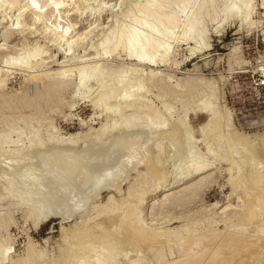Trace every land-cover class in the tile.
<instances>
[{
  "label": "rangeland",
  "instance_id": "obj_1",
  "mask_svg": "<svg viewBox=\"0 0 264 264\" xmlns=\"http://www.w3.org/2000/svg\"><path fill=\"white\" fill-rule=\"evenodd\" d=\"M118 2V0H67V2H63L62 5L65 6L62 7L71 9L68 11V14L62 13L61 18L56 20L54 16L46 15L47 24L50 22L48 24L49 27L54 25L58 26V23L63 26L66 24L71 25L73 28L70 32L75 29V32H73L74 34L79 32L83 33L84 30H88V27L93 28L94 31L86 37L84 43L81 44V46L72 47L70 51L73 57L79 56L77 58H81V55H83L84 57L82 56L83 58H81L83 61H93L91 59V55H93L91 53L94 52L92 46L97 45L100 42L99 39L102 40L105 36L104 34L110 31L108 28L111 29L114 25H112L114 22L109 18L108 21L107 17H110L109 15L117 11L119 14L117 19H120L122 16H120V14L124 13L123 10H126L125 5L121 4V6H119ZM218 2L219 0L215 5L216 8H218V14L211 18L209 16L203 17V22L206 25V39L209 43V48L202 51L200 54L195 53L193 56L184 58L187 53L186 47L194 44V42L190 40L174 45V50L176 51L175 56L179 57V64L177 66H174L173 63H171L169 67L136 65V62L128 59L124 53L112 61L114 67L117 69L119 68V70L123 67L124 69L121 70L125 71L127 67H129V69L134 68L142 70L138 73L136 72V74L132 69L133 76L137 78H139L138 75H140V78H145L146 72L150 74V70H154V72L158 70L160 75H155L149 81L146 79L142 81L143 88L145 89L143 98L146 104L143 106V109L145 111L149 107L151 113L147 110L145 112L146 114L147 112L149 113L147 114L150 118L149 121L147 115L145 118H143L144 114L143 116L141 115L143 111H137V113L140 111L142 119L135 113L136 111L133 110V113L132 111L126 110V114L132 112L131 115H135V118L139 116V119H137L138 117L136 119L133 117L138 121L134 119L132 120L133 122L130 121L132 128L128 131L122 130L119 127H110L105 131L103 138L99 136L101 135L99 130L102 124L106 122L107 114L102 108H97L92 105L91 99L97 95L99 89L95 81L91 80L88 82L87 85L90 89L88 95H78L77 92L72 89V85H69L62 90L60 94L54 97L36 95L35 92H40L43 88L41 82L26 78L28 70L32 71L34 68H12L0 60V76L3 75L5 77L2 78H6V83L0 90V216L4 218L3 224L6 223V225L0 226V248H8L7 252L9 259L13 260L15 264H28L29 262H31L30 264H73L75 262L74 254L76 253L79 256L84 252L83 248L80 249L78 246L81 242L78 240L79 237H77L78 231L83 232L86 230L83 228H89L88 237H83H87L91 240L88 239V241L87 239L82 240V238H79L84 242L81 244L85 246L90 243V245H87L89 247L91 244H97L95 247L93 246L94 248L92 247V251L88 252L89 255L87 254L84 256L86 259H84L83 262H94V264H157L158 262L162 263L160 260L163 258H166L165 261L175 260L180 254L178 253L180 252V243L178 244L179 246L176 244L180 241L175 237L177 232H181L182 235H184L185 227H189V229L195 233H201L210 227L219 231L228 230L233 224L237 223L239 218L243 215L242 212L245 211V206L252 196H258V194L264 192V157L262 158L259 156V158L255 151L260 145L264 146V0H254V9L251 15L252 25L242 22L238 17L227 15L224 11H221L222 3L219 2V4ZM34 5L37 6L35 2ZM76 5V9L78 8L77 12L73 9ZM99 7H103V11H98ZM4 12L6 14V17H4L5 19L0 18V44H5V47H2L4 49L1 56L9 53V55L13 57L17 56L23 52L24 47H31L33 44L37 43L38 47L46 50V53L42 55V59H44L47 66L46 68L54 72L58 68V65L57 62L54 63V61H52L53 58H49V56L52 53L53 56L55 55V60L63 57L64 54L62 55L61 53L66 51V43L62 41V44H59V48H61L59 52L54 51L55 48L53 46L46 48L45 45L47 46V41L39 35L38 26L30 24L28 20L26 22L28 16L25 15V24L28 25L31 30H34L33 35L27 33L22 34L19 32L20 30H17L21 25L16 26L15 23L20 21L22 24L24 23V19L21 16V18H16V13H18L16 9H7ZM109 26H111V28ZM9 29L13 30L11 34L8 33L10 31ZM35 29L37 30L35 31ZM6 31L10 34V36L8 35L9 37H7L8 40L5 39V37L3 39ZM73 33L72 35H74ZM22 43H26L27 45L25 44L23 46ZM50 43L49 45H51ZM100 61L104 63V60ZM128 71L131 72L130 70ZM72 77H74V75H72ZM167 77H169V81H167ZM154 78L156 79L154 80ZM170 78L171 81L175 83L174 85L177 84V88L172 86L173 83L170 81ZM151 83L153 84L151 85ZM212 93L215 109L221 111L224 115L226 114L228 118L227 122L224 124V129L228 137H233L232 133L234 132V136L242 138H240L241 140L239 139V142L242 140L244 143L247 140L253 142L257 139V148H255V146L253 147V145L251 148L242 142H238L237 144L238 150L242 149V146L250 149L255 148L252 150L253 152L255 151V155L253 152H250V156L253 158L248 155L250 161L248 160L247 162L248 158L241 161L240 152L238 151L226 156L228 143H225L218 149L213 140L214 134L212 133L215 132L213 127H206L203 131L202 125L208 122L210 116L204 111H199L198 105L203 97L206 98L212 95ZM164 103H166V106ZM167 106L170 108L172 106L171 110H169V108L164 109V107L166 108ZM167 110L170 113L167 112ZM152 111L154 113H152ZM150 114H152L154 118ZM170 115L172 116L170 117ZM163 116H167L166 118L170 125H167L160 131L154 129L146 130V126L150 124L152 120ZM108 117L112 119L110 120L111 123L121 119L120 115H110ZM179 118L184 119L185 125H181L179 128L182 127V129L178 130L184 131L185 133L177 131L176 136H180L182 133L181 135H183V137H181L184 139L186 132L190 133L192 135V146H194L193 149L195 151L193 152L196 157H199V162L209 164L208 168L204 171L189 177H184V175L180 177L182 174L180 170L183 169L187 160L190 158V154L187 150L188 146L184 143V140H182L183 143H180L181 137L179 136L176 138V141L177 143L179 142V145H183H181V147L177 146L178 144H176L175 140V142H172L170 141L171 138L168 139V137H170L168 131L173 128L172 126L176 124L179 125ZM163 132L164 134H161ZM204 133L205 135L208 134L207 137ZM239 133L240 135L242 134V136H240ZM35 134L44 141L48 139L49 134H53V138L59 141L55 142L57 144L52 142L35 144V142H33L31 146L28 147L29 139H33ZM141 134H149L152 136V140L149 141L143 149L142 146L136 145L137 148L139 146V149H136L139 153H141L139 150L145 151L146 148L149 150L147 156L148 163L140 162L129 169V165H131L130 161L122 160L118 164V171L120 170L119 174L121 177L118 175L116 178L108 179L115 183L118 186L117 188L101 189L88 203H86L88 199L81 203H78L80 202L78 201L76 204L71 201H66L68 197L72 199L75 198L79 192L78 189L85 188L83 186H86L87 189L88 187L90 189L92 188L91 190H93L95 188V186L93 187L92 185L93 181H97V179H99L98 176H100H96L95 173L99 172L102 168L92 170L89 173V178L91 177L89 180L91 181H89L88 184L85 182V185L73 186L71 184V179L66 177V172H63L62 168L50 162L53 152H59L62 158L64 156V158L69 159V157L78 153L81 148L86 145L90 154L96 152L102 154L105 150L107 151L109 149L111 143L115 139L124 135L135 136ZM162 135L165 136L163 137ZM5 138L9 140L8 143L2 142ZM72 140L77 141L71 144L70 141ZM171 143L175 145L173 146ZM241 143L242 145L240 146ZM116 147L110 150L112 154L110 156H112V159L114 158V163H116V160L118 161L123 154L122 151L119 150L116 153ZM183 147L187 149L185 150ZM209 147L211 149H209ZM214 147L216 149L215 151ZM1 150H3V152ZM12 150L13 152H11ZM173 151L174 153H172ZM196 152L200 155L196 154ZM216 153L222 156H218ZM66 154H70L68 155L69 157H67ZM156 154L159 155L156 156ZM150 157H152V159ZM155 158H158V160L161 159L160 162L162 164L159 163L161 165H156ZM258 160L261 161L257 162ZM151 161L154 162L156 167H153ZM232 161L236 162V165H232ZM251 162H253L252 164H254V167L256 166L255 168L259 174H261L263 179L262 182L255 181L258 175L257 171H251L252 178L250 176V179L246 175L249 174L252 168L249 167V163L251 165ZM256 162L259 164L258 166L255 164ZM114 163L111 166H115ZM237 165L242 168L240 170L241 172H237ZM147 167L153 170L147 169ZM157 167H159L158 169H160L161 172L165 171L164 174L162 173L163 178H165L164 175H166L165 180L163 179V184L161 183L163 180H159L160 184L157 180V175L155 176ZM151 171L154 172H152L154 176L151 175V173L149 174ZM24 173L28 175H24ZM93 173L95 176L92 175ZM143 173H147L148 176ZM236 173L238 175L242 174L240 176L237 175V177L235 176ZM245 175L247 177H244ZM102 176H100V178H102ZM233 176L237 177L234 180L239 183V185L234 188L229 184V179ZM59 177H62L64 182L61 181ZM58 178L61 181L60 183H57ZM238 179L240 180L237 181ZM102 180H106V178H102ZM155 182H157V184ZM24 186H26V188H24ZM8 187H12L11 192L8 191ZM27 187L32 193H36L38 190L41 191L38 196V203L48 208L44 218L32 204V200L30 198H25L23 195L22 192L27 190ZM131 190V195H134L133 197L129 195ZM236 190L241 193L245 192L246 194L238 193V195L236 194ZM139 193L142 194V196ZM248 193L249 195H247ZM109 195L112 196L115 203L120 205L124 204L127 200L137 203V212L143 218V224L151 229L156 228L155 230H157L159 228L158 230L161 229V231H165V235L158 239L160 242L156 241V244L149 247L146 244L144 246L145 242L142 241L143 246L138 244L140 249H138L139 247L137 244L135 246L133 245V247L131 244L127 246V243H125L126 245H124V247H119L121 250L118 252L119 248L114 245L116 243L114 238L108 237V243L106 241L107 237L99 232V229L91 228L92 221L98 218L100 209H105L102 204L105 205L104 207H109L112 204L110 203L111 200L107 198ZM139 195L142 199L139 198ZM69 203L70 206L67 205ZM161 203H163V205H161ZM61 205L63 206L62 208ZM91 207H94V209L96 207L97 209L94 210ZM28 211H33V218L29 217ZM52 212H62L63 214H70L72 212L77 213L71 218L61 220L62 218L60 215ZM81 214H83V216H81ZM84 214H89L90 216L87 215L86 217ZM94 214H97L96 218ZM79 221L81 223L76 224L79 223ZM74 223L77 226L74 225ZM73 225L78 228L74 227V229ZM74 231L76 233H73ZM100 233L102 235H99ZM92 234L98 235L99 237L102 236L103 238L93 236ZM174 239L176 241L175 244L173 241ZM99 242H101V244ZM140 242L141 241L138 243ZM262 242H264L263 237L256 240L255 245L257 243V250L254 249L255 252L252 255L253 257L251 256V264L261 263V260H257L260 258L257 255L258 250L264 248V243ZM109 245L117 250L115 251L112 248V251ZM135 247H137L136 250ZM243 249L242 245L237 246L234 254L223 264H230L233 259L241 255ZM98 250H100L99 253L102 251L103 255L100 254V258L97 256L94 258L95 254H99L97 253ZM136 259L139 260L137 261ZM2 264L10 263L6 260Z\"/></svg>",
  "mask_w": 264,
  "mask_h": 264
},
{
  "label": "bare ground",
  "instance_id": "obj_2",
  "mask_svg": "<svg viewBox=\"0 0 264 264\" xmlns=\"http://www.w3.org/2000/svg\"><path fill=\"white\" fill-rule=\"evenodd\" d=\"M64 1L67 2V0H0V11H1L0 12V18L3 19L4 17H6V14L4 11L7 9L8 10L16 9L18 12V13H16L17 19L20 16L23 19L25 18V15L28 16L26 19V22L28 20V22L30 24H35L38 26L37 28H38V31L40 32L39 35H41L47 41V46L45 45L46 48L53 46L55 48L54 51L59 52V50L61 49V48H59V46L62 44L61 42L64 41V43H66L65 45H67V46H65V47H67V49L65 52L61 53L62 55L64 54L63 57L55 60L54 59L55 55L53 56L51 53V55L49 56V58H53L52 61H54V63L57 62V65H58V68L54 72H51L49 69L46 68L47 67L46 63H45L44 59H42V55L44 53H46V50L38 47L37 43L33 44V46H31L29 44L31 47H29V46L24 47L23 52L17 56H14V57L12 55H9L10 53L1 56V53L4 49L2 47L5 44H2V45L0 44V60H2L4 63H6L8 66H10L12 68H17V67H19V68L20 67L21 68L27 67L28 69L34 68L32 71L28 70V74H26V78L30 79L32 81L41 82V85L43 88L40 92H35L36 95L39 94L41 96L46 95L48 97H50V96L54 97L57 94H60V92L62 90H64L65 88H67L69 85H72V89L75 90L78 95L79 94L82 96L88 95L90 89L88 88L87 84L91 80L95 81V83L98 84L99 89L97 88L98 89L97 95H95L93 97V99H91L92 105L94 107H97V108H102L103 111L107 114L106 115V122L104 124H102V126L100 127V130H99L101 132V135H99L101 138H103L105 131L110 127H119L120 129L125 130V131L130 130V128H132L130 121L133 122L132 120L135 118V115L134 116L131 115L133 110L136 111L135 113L137 115H139L140 117H141V115L143 116V114H144L143 118H145V116L147 114L151 113V111L149 110V107H148V109H146V107H145V109L148 112L150 111L149 113L147 112V114L145 113L146 110L144 111V109H143V106L146 104L144 103V98H143V93H144L145 89L143 88V82L142 81L145 79L147 81H149L152 77H154L155 75L160 73L158 70H157V72L156 71L154 72V70H150L151 71L150 74L147 72H146V75L144 74L145 78H140V75H138L139 78H137V77L133 76L132 69L135 71V73L136 72L138 73L142 70L134 69V68L129 69V67H127L126 71L121 70V69H124V67L119 70V68L117 69L114 67V65L112 64L113 63L112 61L114 59H116L118 56L122 55V53H124L128 59H130L131 61H135L136 65H143V66L147 65L149 67H159V66L169 67L170 64L173 63L174 66H177L179 64V61H178L179 57L175 56L176 51L174 50V45H178L181 42H188L190 40H192L194 42V44L192 46L190 45V46L186 47L187 53L186 54L184 53L185 54L184 58H186L187 56H189V57L193 56L195 53L200 54L202 51L208 49L209 43L207 42V39H206L207 38V36H206L207 31H206V25L203 22V17L209 16L211 18L212 16L214 17V15L218 14V8H216V6H215L217 4L218 0H118L119 6H121V4L122 5L124 4L126 7V10L125 11L123 10L124 13L120 14V16L122 15L120 19H117L118 15H119L117 11H115V13H112L111 15H109L110 17H107V19L109 18L111 21L114 22V23H112V25L114 24L113 27L111 28L112 25L109 26L111 29L108 28V30H110V31L107 32L106 34H104L105 35L104 37L101 35L103 37L102 40L99 39L100 42L97 45L92 46L94 52L91 53V54H93V55H91L92 56L91 59L93 61H89V60L83 61V59H81L84 57L83 55H81V58H77L79 56L73 57L72 53H70V51H71V48L74 46H78V45L81 46V44L84 43L86 37L89 36L92 33V31H94L93 28L88 27V30H86V31L84 30L83 33L79 32V33L74 34L73 32H75V29H73V31L70 32V30H72V28H73V26H71V25L66 24L65 26H63V25H60V23H58V26L54 25V26L49 27L48 24L50 22L47 24L48 21L46 19V15H50V16L52 15V16H54V18L56 20L58 18H61L62 13L63 14L66 13V15H67L68 11L71 10V9H65L62 7V6H65V5H62ZM34 2L36 3L37 6L34 5ZM219 2L222 3V9H220V8L219 9L221 11H224L227 15L238 17L241 19L242 22H246L250 25L253 24L252 19H251V15H252V12L254 9V3H255L254 0H219ZM38 5H40V6H38ZM105 5H107V4H105ZM76 7H77V5L75 7H73L75 12L78 11L77 10L78 8L76 9ZM102 9H103V7H99L98 11L101 12ZM109 19H108V21H109ZM19 22L15 23L16 26L21 25L20 28L19 27L17 28V30H20L19 32H21L22 34L27 33L29 35L34 34V30H31V28H29V26L25 24L26 23L25 19H24V23H22L23 27H22L21 22H20V24H19ZM25 25L27 26V28ZM92 26H93V24H92ZM15 29H16V27H15ZM9 30L10 31L8 33L11 34V32H13V30L12 29H9ZM36 30L37 29H35V31ZM8 33L6 31V33L3 36V39H4V37H5V39H7V37L10 36V34H8ZM72 33L74 35H72ZM49 43L51 45H49ZM25 44H23V46ZM10 47H13V46H10ZM41 47H44V46H41ZM177 54H178V52H177ZM84 55H87V54H84ZM75 58H77V59H75ZM100 60H104V63L103 62L101 63ZM135 68H137V67H135ZM128 70H130L131 72H129ZM8 73H7V75H8ZM72 75H74V77H72ZM2 77H5V76H3V75L0 76V90L3 88V86L6 83V78H2ZM167 78H168L167 81H169V77H167ZM155 79L156 78H154V80ZM170 81H171V78H170ZM145 83H146V81H145ZM152 84L153 83H151V85ZM174 84L175 83H173L172 86L176 87L177 84L176 85H174ZM212 98H213V93H212V95H209L206 98L203 97L201 102L199 100L200 104L198 105V110L201 112L204 111L205 113L208 114V116H210V119L208 120V122L205 125H202L203 131L206 129V127H208V128L213 127L214 128L213 130L215 131L214 132L211 128V130L214 132V133H212V134H214L213 140L215 141L218 149H220L225 143H228V146H227L228 151H227L226 156H228L231 153L238 151V152H240V160L241 161H244V159H246V158H248L247 162H248V160L250 161V159H249V157H251L250 152H253L252 150L257 148V146H256V140L257 139L252 142V141L247 140V138H246L247 141L245 140L246 141L245 143L243 142V140L240 141V142L248 145L251 148L253 145V147L255 146V148L250 149V148H245L244 146H242L243 148L238 150L237 144H238L239 139L241 137L234 136V134H235L234 132L232 133V135H233V137L231 136L232 138L230 136H229L230 138L228 137V134L226 133V130L224 129L225 128L224 124L227 122L228 118L226 117V114L224 115L221 111H218L215 109V106H214L215 103H214V100ZM149 105H150V103H149ZM164 105L166 106V103H164ZM162 107H163V105H162ZM167 108H169V110H171L172 106H171V108L168 106L166 108L164 107V109H167ZM150 109H152V108H150ZM126 110L127 111L129 110L132 112L131 113L129 112L130 114L127 112L128 114H126ZM138 110L143 111L144 113L142 112L140 115V111H139V113H137ZM167 112H169V111L167 110ZM223 112H225V111H223ZM152 113H154V112L152 111ZM110 115H114V116L120 115L121 119L119 121H114L113 123H111L110 120H112V119H110V117H108ZM150 115H152V114H150ZM139 116H136V118L138 117L137 119H139L140 118ZM171 116L172 115H170V117ZM147 117H148V115H147ZM166 117L165 116H163L161 118L158 117V119H154V120H152V122L150 120L151 123L146 126V130H153L154 129V130L160 131L161 129H164L167 125H170V123ZM153 118H154V116H153ZM149 119L150 118L148 117V121H149ZM179 120H180L179 125L176 124L175 126H172L173 128H171L170 131H168L170 133V137H168L169 134L167 137H168V139L171 138L170 141H172V142H175L176 138L179 136V135L176 136L177 131L182 129V127L181 128H179V127L181 125H185L184 119L179 118ZM135 121H138V120H135ZM172 121H174V120H172ZM175 123H176V121H175ZM185 129H187V128H185ZM179 132H184V131H179ZM23 133H24V131H23ZM205 133H204V135H205ZM161 134H164V132ZM165 134H166V132H165ZM181 134L179 137H181V136L183 137V135H181ZM52 135L49 134L48 139L46 141H44L37 134H35L33 139H29L28 147H30L31 143H33V142H35V144H44L45 142L55 143L56 141H59V140L53 138L54 136H52ZM207 135H205V136L207 137ZM239 135H240V133H239ZM96 136H97V134H96ZM191 136L192 135L190 133L186 132V134L184 135V139L181 137L180 143H183L182 140H184V143H186V145L188 146V149L184 148V147L183 148L185 150L186 149L188 150V152L190 154V158L187 160L183 169L180 170L182 172L180 177L182 175H184V177H189L193 174H198L199 172H202L205 169H207L209 166V164H207V163H204V162L200 163L199 162V160H198L199 157H196V155L194 153L195 151L193 149L194 146H192V137ZM240 136H242V134ZM151 140H152V136L149 134H141V135H135V136L124 135V136H121V137L115 139L111 143L109 149L107 151L105 150L106 152L104 151V153H102V154L97 153V152L90 154L87 150V146L85 145V147L83 146L78 153H76L75 155L72 154L73 155L72 157L68 156L70 154H66L67 157H69V159L64 158V156L62 158V156H60L61 153H59V152H53L52 153L53 156H52V158H50V162L53 163L54 165L58 166L59 168H62L63 172H66V177L67 178L69 177V179H71V184L73 186L85 185L84 184L85 182H87L86 184H88L89 181H91V180H89V179H91V177L89 178V176H90L89 173L95 169L102 168L99 172H96L95 175L96 176H98V175L102 176L103 175L102 178H106V180H102V178H100V176H98L99 179H97V181L94 182L92 180L93 181L92 185H93V187L95 186V188L93 190H91L92 188L90 189L88 187V189H87L86 186H83L85 188H81L80 190L78 189L79 192L77 193V196H75V198L72 199V198L67 196L68 198L66 199V201H68V202L71 201L74 204H76L78 201H80L78 203H81V202H84L88 199L86 202V203H88L89 200L93 196H96L101 189L117 188L118 186L115 183H113L111 180H108V179L116 178V177H118V175H119V177H121L119 174L120 170L118 171V169H119L118 164L122 160H128L131 163V165H129L130 166L129 169H130L140 162L148 163V157L147 156H148L149 150H147V148L145 151L139 150L141 152V153H139V152H137L138 150L136 151V149H139V146L137 148L136 145L142 146V149H143V147H145L149 143V141H151ZM76 141L77 140H72L70 142H71V144H74ZM248 141L250 144L248 143ZM2 142L8 143L9 140H7V138H5ZM242 143L240 144V146L242 145ZM55 144H57V143H55ZM171 144L173 145V143H171ZM176 144H178L177 146H179V147H181V145H182V144L179 145V142L177 143V141H176ZM184 146H185V144H184ZM114 147H116V150H115L116 153L118 150L122 151V153H123L121 158L118 161L116 160V163H114V158L112 159V156H110V155H112L110 153V150ZM176 147H173V148H176ZM57 148H59V147H57ZM209 149H211V148L209 147ZM177 150H179V149H177ZM215 150L216 149L214 147V151ZM1 151L3 152V150H1ZM40 151H43V150H40ZM174 151L172 153H174ZM180 151H182V150H180ZM255 151L257 152L256 154H258V157L259 156H261L262 158L264 157V146L263 145H260V147L257 148ZM11 152H13V150ZM188 152L186 151L187 154H188ZM254 152H253V154H254ZM175 153H176V151H175ZM196 154H198V153L196 152ZM158 155L156 154V156H158ZM198 155H200V154H198ZM216 155H218V153H216ZM219 155L222 156L221 154H219ZM248 155H249V157H248ZM109 158H111V159H109ZM150 158L152 159V157H150ZM158 158H160V157H158ZM158 158L157 159L155 158V160H156V165L158 164V166H159L162 163L160 162L161 159L158 160ZM187 158H188V156H187ZM251 158H253V157H251ZM206 160H207V158H206ZM260 161L258 160L257 162H260ZM151 162L153 163V167H154L155 166L154 162L153 161H151ZM257 162L255 164H257ZM113 163L115 164V166H111ZM159 163H161V164H159ZM235 163L236 162H233L231 164L236 165ZM252 163L253 162H251V165L249 163V167H252V168L250 169L249 174H246L249 177V179H250V176L252 178L251 171H253V170H254L253 172L257 171L255 168L256 166L254 167L253 166L254 164H252ZM258 165L259 164H257V166ZM237 167H236V170H238L237 172H239L242 168L239 167V165H237ZM158 168L159 167H157V169L156 170L154 169V170L156 173L155 176L157 175V178H158L157 180L160 183L161 180H163V179L165 180L166 175H164L165 178H163V174L165 171L161 172L160 169H158ZM147 169H151V168L147 167ZM161 169H162V167H161ZM27 170H28V167H27ZM151 170H153V169H151ZM152 172L153 171L149 172V174L151 173V175H153ZM26 174L27 173H24V175H26ZM145 174H147V173H145ZM257 174L258 175H257L255 181H261L262 182L263 179H262L261 174H259L258 171H257ZM92 175H94V173ZM237 175L238 174L236 173L235 176H237ZM240 175H238V176H240ZM246 175L244 177H247ZM146 176H148V174ZM235 176L231 177L230 179L228 178L229 184H231V186L233 188L237 187L239 185V183L234 180L238 176L237 177H235ZM25 177H27V176H25ZM27 178H25V179H27ZM59 178L61 181H63L62 177H59ZM59 178L57 179V181H58L57 183L61 182L59 180ZM92 178L94 179L93 176H92ZM164 180L161 182L162 184H163ZM239 180L240 179H238L237 181H239ZM251 182H252V180H251ZM155 183L157 184V182H155ZM159 183H158V185H159ZM89 185H87V186H89ZM130 186H132V185H130ZM24 188H26V186H24ZM8 189H9L8 191L11 192L12 187H8ZM23 190H25V189H23ZM132 190L130 191L129 195L133 197L134 195H131ZM237 190H238V188H237ZM247 190H245V191H247ZM40 192L41 191L38 190L36 193H32L31 190L28 188L27 190H25L22 193L25 196V198H30L32 200V204L36 207V209L41 213V215L44 218L47 214L48 208L44 207L38 203V196L40 195ZM238 193L244 194L245 192L241 193L240 191L239 192L237 191L236 194H238ZM263 193L258 194V196H252L250 201L245 206L246 207L245 211L242 212L243 215L241 214L242 216L239 218L237 223H235V222H234L235 224L232 223L233 225L228 230L219 231L213 227H210L209 229L207 228V230H205L201 233H199V232L195 233L194 231H191L189 229V227H185L184 228V231H185L184 235H182L181 232L180 233L177 232L175 237H177L178 241H180V242L177 241L178 243H176L177 245L180 243V246L178 245L179 251H180V252H178V253H180L178 255V258L175 260L172 259V260H168V261H165L166 258L165 259L163 258L164 261L161 258L162 260H160V261H162V263L161 262H158V263H160V264H223L225 261H227V259H229V257L231 255L234 254L235 250L237 249V246L242 245L244 249L241 251V255L239 254L240 256L236 259H233V261L230 264H251V262H250L251 256L255 252L254 249L257 248V246H256L257 243L255 245V242H256V240H259L262 237L264 238V196H263ZM85 194H86V196H85ZM129 195H127V196L130 197ZM140 195L142 196V194H140ZM140 195H139V198H140ZM247 195H249V193ZM132 197H130V198H132ZM135 197H137V196H135ZM250 197H251V194H250ZM107 198L109 200H111V202L110 201L109 202L112 204L109 207L108 206L104 207L105 205L102 204L103 208H105V209H102V210L100 209V211L98 213V218H96L97 214H94L96 219H94L92 221V225H91V228L99 229L100 230L99 232H101L103 235H105L107 237L106 238L107 242L109 240L108 237L114 238L116 241V243L114 245L118 248L124 247V245H126L125 243H127V246H128V244L129 245L131 244L132 246L133 245L135 246L136 244L138 246V244L139 245L141 244V246H143L142 245V241H143V242H145L144 246L146 244L147 246L151 247V246H153V244L157 243L156 241L160 242V240H158V239L165 235V231H161V229L158 230L159 228L157 230H155L156 228L151 229V228L145 226L143 224V218L137 212V210H138V204L137 203L130 202L129 200L126 199L127 201L124 202V204L120 205V204L115 203V201H113V198L111 195H109V197H107ZM169 198H170V196H169ZM121 199H122V197H121ZM140 199H142V198H140ZM64 201H65V199H64ZM165 202H166V200H165ZM86 203H85V205H86ZM170 204H171V202H170ZM67 205L70 206V203ZM73 205H71V206H73ZM161 205H163V203H161ZM90 206H94V205H90ZM62 207L63 206L61 205V208ZM91 208L94 209V207H91ZM97 208H98V206H97ZM97 208L95 207V209H97ZM93 209H92V211H93ZM82 210H83V208H82ZM92 211L90 210L89 212H92ZM28 212H29V217L33 218V216H34L33 211H28ZM52 213L60 215L62 218L61 220H63V219L71 218L77 212H72L70 214H63L62 212L61 213L52 212ZM87 215H89V214H87ZM87 215H85V216L87 217ZM81 216H83V214H81ZM3 220H4V218L2 216H0V226H2L4 224L6 225V223L3 224V222H4ZM256 220H257V222H256ZM80 223L81 222L79 221V223H76V224H80ZM76 224L74 223V225H76ZM74 225H73V228L77 226V225L76 226H74ZM76 228H78V227H76ZM83 229H86V230L83 232H79V231L77 232V230H76V232L78 234L77 237L82 238V240H84V239L88 240L89 238H87V237H88V233H89L88 232L89 228L88 229L83 228ZM181 230H178V231H181ZM62 231H63V229H62ZM76 232L74 231L73 233H76ZM63 233H64V231H63ZM73 233H71V234H73ZM101 233L99 235H102ZM83 236H87V237L84 238ZM93 236L99 237L98 235H93ZM170 236H172V235H170ZM73 237H74V235H73ZM101 237H99V238H101ZM79 238H78V240L82 243L83 241H81V239H79ZM89 240H91V239H89ZM139 241H141V242L138 243ZM173 241L175 244V242H176L175 239ZM81 243L78 244V246L80 249L83 248L84 252L82 255H79V256L76 253L74 254L75 262L73 264H94V262L90 263L88 261L87 262H83V261H84V259H86V258H84V256H86L88 254V252L92 251V247L93 246L95 247V245H97V244H95V245L91 244V246L89 247L87 245H90V243L85 245V246L82 245ZM99 243L101 244V242H99ZM108 243H107V245H108ZM262 243H264V242H262ZM109 246L111 247V250H112L113 246H111V245H109ZM262 248H263V245H262ZM7 249L8 248H0V264L5 262L6 260H8L10 264H15V262L13 260L9 259ZM136 249H137V247H135V250ZM138 249H140V247ZM113 250L116 251L117 249L113 248ZM120 250L121 249L119 248L118 252ZM99 252H100V250H98L97 253H99ZM100 254L103 255V252L101 251V253H99L97 255L95 254L94 258H95V256L100 258ZM106 256H105V258H106ZM257 256L260 257V258L258 257L259 259H257V260H261V263L264 264V248L262 250H258ZM88 257H90V256H88ZM134 258H135V256H134ZM104 260H103V262H104ZM105 262H106V260H105ZM30 263L31 262H29L28 264H30Z\"/></svg>",
  "mask_w": 264,
  "mask_h": 264
}]
</instances>
